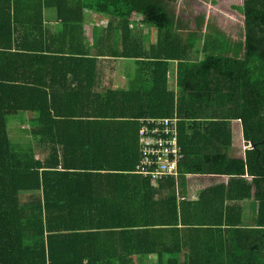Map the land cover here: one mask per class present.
<instances>
[{"label":"trees","instance_id":"1","mask_svg":"<svg viewBox=\"0 0 264 264\" xmlns=\"http://www.w3.org/2000/svg\"><path fill=\"white\" fill-rule=\"evenodd\" d=\"M177 1L0 0V264H264V0L243 1L233 41L203 31L202 15L179 20ZM45 8L57 22L46 37ZM97 13L106 26L87 39ZM122 60L136 64L129 89L97 91ZM39 73L67 85L53 78L49 95ZM30 113L32 140L13 143L8 125ZM155 118L177 121L178 173L228 182L193 205L174 178L137 173L142 120ZM237 120L243 158L231 152ZM252 198L253 223L233 220V203Z\"/></svg>","mask_w":264,"mask_h":264},{"label":"crops","instance_id":"2","mask_svg":"<svg viewBox=\"0 0 264 264\" xmlns=\"http://www.w3.org/2000/svg\"><path fill=\"white\" fill-rule=\"evenodd\" d=\"M195 1H198V0H195ZM210 1L214 7L222 4V3H217L218 1L216 2L215 0H210ZM243 1L244 0H240V3L238 4L229 5V9L239 14L242 18L241 24H237L230 20L235 27H233V29L226 34L230 35V39L232 41L235 40V38L240 35L241 29H242L243 16L237 10V8H240L243 5ZM223 4H227L226 0H223ZM43 11H44L43 26H44L45 37H46L47 36L46 32L52 33L53 31H55V28L57 26V22L55 21V17H54L56 15V10L54 8H45ZM89 22H91V20H88L87 24L84 27L86 30L87 39L92 38L93 27L95 26V25L93 26L89 24ZM206 25H207V19H206ZM206 25H204V28H206ZM89 31H91L92 33L91 37L88 34ZM36 42L37 41H35V38L32 39L31 37L28 40L27 39L23 40V43L30 46V48H33L34 50L38 51L37 52L38 56L44 55L42 51L43 49L39 48V45H37ZM47 46H48V43L46 44V49H44L45 51L48 50ZM33 61L34 62L36 61L35 58L34 60L32 59V62ZM121 66H123L124 69H121ZM112 67L113 69L111 71L105 72L104 76H100V75L97 76V80H96V90L97 91L101 92L105 90L106 88H111L113 90L115 89L128 90L129 87L131 86L133 74L136 72V64L133 61L122 60V61L115 63ZM174 71H175V64H171L169 74L172 73L171 75H173ZM32 78L35 80V84L33 85H35L36 87L47 88L49 91V95L51 94L53 95V92L55 93L56 89H58L56 86L57 84L55 83L51 84L53 78H60V82H59L60 87H63V84H64V87H66L67 85V77L65 76L63 78V75L58 76V77H53V75H48L46 73H39L31 77V80ZM55 80L58 81L59 79H55ZM50 87H55V88H50ZM68 90L69 89H67V92H65V97L68 93ZM51 101L52 100L50 99V102ZM32 119H33V115L32 113H30L28 114V118L25 120L13 119L11 121V124L8 125L7 131L9 132L10 139L13 143H27L32 140V137L25 135L27 134L25 133V130H27V127L29 123H31ZM23 132L25 134H23ZM232 132H233L232 133L233 145H232V150H231L232 155L243 158L245 156V151L247 149L248 142L243 137L242 125L239 120L232 121ZM237 146H242V148L236 149ZM178 176L184 177V180H185L184 186H181L178 183L179 182ZM178 176L173 179L175 181L174 191L176 193L177 201L184 200L193 205L194 203L199 201L198 199H199V194L201 193V191L211 188L213 186H216L220 183H227L228 180L230 179L229 176L210 175V174L200 175V174H189V173H180V172ZM245 178L249 181L253 180V177L248 176V175ZM247 192L248 190L244 191L243 195H245ZM252 193L254 192L252 191ZM21 200L23 202L24 197H22ZM226 203L232 206L233 202H226ZM214 205L218 206V204L215 202H214ZM233 206H238L235 209V214H233V220H237L238 216L240 215L242 221L245 222L246 224L251 225L253 223V221L255 220L254 212L256 208L258 207L257 201H255L253 198L243 199L242 201H237L233 203ZM238 210H240V213L238 212ZM188 211H191V210H188ZM178 256L181 261L184 259L185 253L181 251L179 252Z\"/></svg>","mask_w":264,"mask_h":264},{"label":"built area","instance_id":"3","mask_svg":"<svg viewBox=\"0 0 264 264\" xmlns=\"http://www.w3.org/2000/svg\"><path fill=\"white\" fill-rule=\"evenodd\" d=\"M141 129L142 160L137 173L153 179L176 178L182 155L177 141L175 119H144ZM154 126L150 128L149 125ZM248 147L251 143L248 142Z\"/></svg>","mask_w":264,"mask_h":264},{"label":"rangeland","instance_id":"4","mask_svg":"<svg viewBox=\"0 0 264 264\" xmlns=\"http://www.w3.org/2000/svg\"><path fill=\"white\" fill-rule=\"evenodd\" d=\"M215 1L216 2L218 1L217 3H222V4L214 7L210 0H198V1L178 0L173 8L178 19L182 20V22L185 23L189 22L191 26H193L194 20L202 15L204 17V22H206L207 19V25L206 28H203L204 30H206L207 27H209V29L207 30L214 31L213 30L214 28L219 27V29L223 30L224 33H228L233 29V27H235L232 24V22L241 24V20H242L241 16L229 9L230 4H238L240 3V0H226L227 4H223V0H215ZM237 10L239 11V8H237ZM97 14L92 15L94 18H92L89 24L93 26L94 25L98 26L99 28H104L106 26L107 16L98 14L100 15L98 17ZM96 16L99 19H96ZM138 20L139 19L137 17L133 18V21H138ZM88 34L91 37L92 34L91 31H89ZM121 69H124L123 66H121ZM23 134L25 133L23 132ZM240 148H242V146L236 147V149H240Z\"/></svg>","mask_w":264,"mask_h":264},{"label":"clouds","instance_id":"5","mask_svg":"<svg viewBox=\"0 0 264 264\" xmlns=\"http://www.w3.org/2000/svg\"><path fill=\"white\" fill-rule=\"evenodd\" d=\"M178 175H179V173H178Z\"/></svg>","mask_w":264,"mask_h":264}]
</instances>
